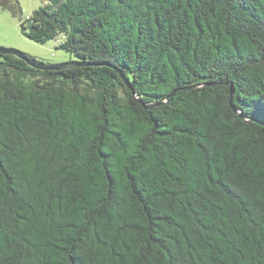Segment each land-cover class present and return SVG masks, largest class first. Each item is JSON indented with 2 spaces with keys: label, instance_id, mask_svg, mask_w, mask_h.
I'll list each match as a JSON object with an SVG mask.
<instances>
[{
  "label": "trees",
  "instance_id": "1",
  "mask_svg": "<svg viewBox=\"0 0 264 264\" xmlns=\"http://www.w3.org/2000/svg\"><path fill=\"white\" fill-rule=\"evenodd\" d=\"M47 1L88 65L0 54V264H264V0Z\"/></svg>",
  "mask_w": 264,
  "mask_h": 264
},
{
  "label": "rangeland",
  "instance_id": "2",
  "mask_svg": "<svg viewBox=\"0 0 264 264\" xmlns=\"http://www.w3.org/2000/svg\"><path fill=\"white\" fill-rule=\"evenodd\" d=\"M48 3L47 0H0V47L16 49L47 65L75 62L76 57L60 48L65 38L59 36L38 44L22 32L34 11Z\"/></svg>",
  "mask_w": 264,
  "mask_h": 264
},
{
  "label": "water",
  "instance_id": "3",
  "mask_svg": "<svg viewBox=\"0 0 264 264\" xmlns=\"http://www.w3.org/2000/svg\"><path fill=\"white\" fill-rule=\"evenodd\" d=\"M0 54L2 55H11V56H15L18 59L24 61L27 65H29L31 68L37 69V70H54V71H59V70H65L67 68H71V67H81V66H87L88 64L86 63H80L78 61L75 62H69V63H62V64H53V65H47L44 64L43 62L38 61L35 58H32L30 56H28L27 54L18 51L16 49H10V48H5V47H0ZM124 83L126 85V87L131 90L134 95V89L132 87V84L130 83L129 80H127L126 78H124ZM230 90H231V101L233 100L235 91L233 89L232 86H230ZM232 104V102H231ZM145 108H152V106H145ZM242 119L246 120L247 122H252V121H256L254 119H246L243 116H240Z\"/></svg>",
  "mask_w": 264,
  "mask_h": 264
}]
</instances>
